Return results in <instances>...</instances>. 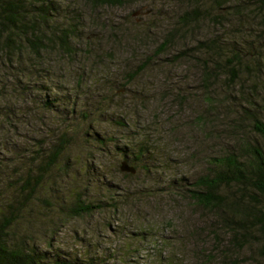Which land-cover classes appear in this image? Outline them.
I'll use <instances>...</instances> for the list:
<instances>
[{
	"label": "trees",
	"instance_id": "obj_1",
	"mask_svg": "<svg viewBox=\"0 0 264 264\" xmlns=\"http://www.w3.org/2000/svg\"><path fill=\"white\" fill-rule=\"evenodd\" d=\"M61 1L0 0V264H109L100 252L74 258L55 249L54 236L60 234L63 220L89 219L104 207L103 202L96 206L89 200L95 191L87 186L68 197L67 191L79 187L70 183V177L79 182L90 180L93 172L99 174L97 171L103 169V157L114 151L121 158L117 167L123 177L137 181L140 170L145 175L146 157L153 158L150 154L145 156L151 145L147 140L130 147L137 134L127 135L122 141L94 135V146L85 149L89 140L83 135L91 133L84 125L88 119L85 111L79 114V122L48 117L57 102L51 95L62 86L59 77L65 72L75 73L82 79L77 83L86 84L95 78V71L104 68V62L116 59V53H95L92 41L84 38L83 18L63 11ZM123 1L84 0V4L98 9L121 5ZM189 4L193 13L181 18L184 28H173L166 43L174 47L180 43L176 39L186 38L192 45L198 41L194 48L183 46L176 54L180 63H176L187 69L192 63L199 71L194 86L200 90L196 95L205 111L195 118L185 117L186 110L195 106L181 92L175 96L174 85L166 98L171 101L167 106H172V102L180 105L174 113L178 121L170 122V133L178 135L179 130L186 139L180 141L200 142L194 148L191 145L189 153L196 167L203 166L204 172L190 183L187 178L180 179L181 189L177 188L178 180L160 188L137 186L127 191L124 184H117V190L116 186L111 188L105 179L100 185L103 194L106 190L117 197L109 203L120 219L119 211L129 203L137 206L149 199L154 207L164 201L161 196L169 198L167 207L188 202L195 209L192 216L202 220V227L195 229L187 223L190 228L185 230L188 236L183 238L181 247L188 243L190 254L199 264H264V0H214V14L202 8L204 2ZM207 27H215L217 34L224 35L197 39L195 31L203 33ZM133 58L139 59L137 55ZM142 71L145 67L125 68L124 81L132 83ZM56 72L58 76L53 77ZM104 102L107 101L96 105ZM75 124L83 125L82 141L78 139L76 143L81 147L78 156L86 153L83 172L80 170L85 177L77 173V156L68 153L70 145H75L74 138L67 131L61 132L63 126L70 128ZM120 126L133 130L129 122ZM41 129L45 133L39 132ZM210 140L221 142L216 146L221 149L219 154V149L208 156L201 150L203 143L211 145ZM87 157L91 163H87ZM123 162L135 168L136 173L123 171ZM138 193L144 197L138 198ZM177 220L182 222L181 218ZM167 226L177 231L171 222ZM146 231L150 229H137L134 235L147 234ZM144 236L140 242H145L148 236ZM152 242L160 243L157 247L163 249L157 252L153 264H179L164 236ZM167 252L171 255L165 256Z\"/></svg>",
	"mask_w": 264,
	"mask_h": 264
},
{
	"label": "rangeland",
	"instance_id": "obj_2",
	"mask_svg": "<svg viewBox=\"0 0 264 264\" xmlns=\"http://www.w3.org/2000/svg\"><path fill=\"white\" fill-rule=\"evenodd\" d=\"M190 1H193V3H196V1L204 2L202 8L207 12L215 13L214 0H124L121 5L104 6L98 9L88 8L84 4V0L61 1L63 11H67L71 16L83 18L84 38L86 37L92 41L95 53L97 54V51H100V54L102 52L116 53V59L115 62L110 60L104 62L102 64L104 68L95 71L93 74L95 78L86 84L84 81L78 84L77 81L82 79H79L78 74H71L70 72H65L62 78L59 77L60 81L56 79L62 86L59 91L54 90L55 93L51 95L52 98H56L57 102H55L53 113L48 117L57 119L73 118L79 122V119H81L79 114L83 111L88 113V117H85L88 119L84 125L91 133L88 135L86 132L83 135V138L89 140V147H84L88 150H91L90 147L94 146L93 141H91V137L94 135H107L109 138L122 141L124 140L123 137L127 135L135 136L137 134L135 138H132L131 148L139 146L143 140L150 142L151 145L147 147L145 156L150 154L153 158L146 157L147 162H145V165L147 167L143 179H141L143 171L140 170V177L136 181L138 185H141L138 186L140 188H160L171 183L172 180H178L179 185L177 188L181 189L180 179L187 178L189 180L187 183H190L197 174L204 172L203 166L196 167L195 160L189 153L191 145L194 148L200 142L198 144H195L194 141L192 143L191 141L183 142L186 139L179 130H177L178 135H174L173 131L172 134L170 133L171 123L174 124L178 121L174 113L180 105H175L172 102L173 107L167 106L171 101L166 98L167 94H171L170 87L174 85V95L178 96L177 94L181 92L183 98L186 97L189 104L195 106L191 111L186 110L185 117L187 116L188 119L195 118L205 111L203 104L197 99L196 95V92L200 94V90L195 89L194 86L196 83L194 79L198 78L199 71L195 69L192 63H190L188 69L182 67L179 64V58L176 56L186 46L194 48L198 41H194L192 45V42H189L186 38L176 39L175 42L180 43L179 46L174 47H169L166 43L168 37L172 35L173 28H184V25L180 22H182L181 18L186 13L192 12ZM229 30H231V27H229ZM195 32L197 33L195 35L197 39L207 38L209 35L213 37L224 35L223 32L217 34L219 30L215 27H207L203 30V33L202 31L198 33V30ZM170 33L171 35H169ZM137 38L140 39L139 42L135 41ZM253 48H250V50ZM131 54H133V57L137 55L139 59L130 57ZM247 55L252 57L250 54ZM128 58L133 60L129 62ZM177 60L179 63H176ZM140 66L145 67V71L139 73L138 77H134L132 83L124 81L126 79V74L123 72L125 68L136 70ZM57 72L53 74V77L58 76H56ZM162 75L164 77L161 79ZM191 78L193 79L191 80ZM103 101L107 102L96 105V102L101 104ZM172 118H175V120ZM55 122L57 125H61L60 122L56 120ZM128 122L133 130H130V127L124 130L120 126V124H128ZM32 128L29 129L30 133H32ZM39 132L45 133V129H41ZM30 133L27 134L30 135ZM141 134H146L147 137L137 139ZM31 137H36V134H32ZM79 139L82 141L81 137ZM181 139L183 141H180ZM74 140L75 145L73 143L70 145L68 153L71 156H77L80 163L75 164L77 173L85 177V173H81L83 172L81 165L86 161V153L82 152V156H78L81 147L76 143L78 139L74 138ZM208 143L211 145L208 146L203 143L200 146L204 154L208 156L213 154L212 150L217 151L218 149L217 153L221 152V149L216 147L221 142L210 140ZM135 149L139 150L138 148ZM96 154L99 156V152H96ZM87 158V163H91V159ZM103 159V169L97 171L99 174L93 172L90 180L79 182L80 180L77 178L70 177L73 179V181L70 180V183L77 184L79 187L67 191V194H69L68 197H71L78 192L77 190H82L80 187L87 186L90 190L92 188L95 191V196H90L89 200L96 206H98L97 203L103 202L104 207L101 211L97 210L96 215L89 219H77L70 222L63 220L60 234L54 236L55 249L74 258H82L84 254L95 256L96 253L99 254L100 252L105 256L103 260L109 264H125V260H127L126 264H153L158 258L159 253L157 252L163 249L160 246L157 247L160 243L152 242V240L164 236L166 242L177 254L179 264H199L195 260V256L190 254L188 243L181 247L183 238L187 239L188 236L185 233L188 227L187 223L193 225L195 229L196 226L202 227L199 223L202 220L198 216V218L194 217L196 215L192 216L195 209L190 207L186 201L181 204L178 203L175 207L174 204L167 207L166 201L169 198L161 196L164 203L158 202L154 207L149 204L148 199L146 202L137 204V206L131 204V208L125 207L124 210L119 211L122 216H128L130 213L134 214L136 219L142 221V223L136 224L131 219L127 220L126 223H119L121 219L117 214L115 216L113 204L109 203L112 201V197L114 199L117 197L106 190L103 194L104 189L100 185V181L102 182L103 179L108 180L107 183L112 185L111 188L115 189L116 186L117 190V187H119L117 184H124L118 181L128 179L123 177V173L117 167V162L120 164L121 158L114 151L111 154L109 153V156L106 154ZM143 160L145 159L143 158ZM152 160H154L153 163ZM153 165L154 167H152ZM89 166L91 170H94L92 165L89 164ZM187 183L185 180L183 184L187 187ZM143 185L150 186L145 187ZM116 190L113 193H116ZM137 197L142 198L144 195L139 194ZM149 217H151V220H149ZM180 218L182 222L177 220ZM170 222L177 228V231L170 230L167 226ZM94 224L96 225L95 229H93ZM144 224H148L149 227L143 226ZM137 229H150V235L148 231H146L147 234L141 232L142 235L140 233L134 235ZM141 236L147 237L144 240L145 242L139 241ZM208 243V245L214 246L213 242L208 241ZM41 246L45 249V244ZM129 248L131 249L130 252H128ZM191 248L194 251L193 245H191ZM206 248L209 250V246ZM169 252L164 255H171ZM257 262L254 264H257Z\"/></svg>",
	"mask_w": 264,
	"mask_h": 264
},
{
	"label": "clouds",
	"instance_id": "obj_3",
	"mask_svg": "<svg viewBox=\"0 0 264 264\" xmlns=\"http://www.w3.org/2000/svg\"><path fill=\"white\" fill-rule=\"evenodd\" d=\"M30 116L32 114H29ZM36 122V121H34ZM83 125L82 124H75L73 125L72 127H67V126H63L61 128V132H64V131H67L69 135H71L72 137H74L75 139H79L81 136H82V132H81V129H82ZM23 130V129H22ZM117 134H123V133H117ZM143 138V134H141L140 137H138L137 139H142ZM141 179H143V175H141ZM118 182H121V183H124V186H125V190L127 191L128 188H135L137 186H141V185H138L136 183V180L135 178H128V180H122V181H118ZM145 187L147 186H150V185H143ZM126 208H131V204H127L126 205ZM131 219L132 221H134V223L136 224H140L142 223V221L140 220H137L135 215L130 213L128 216H122L121 220L119 221V223H126L127 220ZM149 220H151V217H149ZM147 226V225H145ZM96 225L94 224L93 225V229H95Z\"/></svg>",
	"mask_w": 264,
	"mask_h": 264
},
{
	"label": "water",
	"instance_id": "obj_4",
	"mask_svg": "<svg viewBox=\"0 0 264 264\" xmlns=\"http://www.w3.org/2000/svg\"><path fill=\"white\" fill-rule=\"evenodd\" d=\"M122 170L126 171V172H131V173H136L135 168H133L132 166H129L127 163L123 162L122 164Z\"/></svg>",
	"mask_w": 264,
	"mask_h": 264
}]
</instances>
